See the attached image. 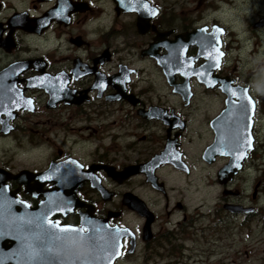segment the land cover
Instances as JSON below:
<instances>
[{
	"label": "flooded vegetation",
	"instance_id": "1",
	"mask_svg": "<svg viewBox=\"0 0 264 264\" xmlns=\"http://www.w3.org/2000/svg\"><path fill=\"white\" fill-rule=\"evenodd\" d=\"M217 2L221 7L227 0H0V208L11 202L38 220V207L48 194L60 208L48 223L83 226V232L81 217L91 212L102 219L110 212L109 227L133 232L121 239L118 261L152 249L164 231L185 228L191 217L183 199L175 197L174 177H189L201 163L224 190L218 198L226 213L264 220V171L251 184L254 205L242 199L247 198L244 174L257 158V116L264 95L227 73L230 29L214 15ZM169 51L172 84L152 56L165 59ZM216 54L219 67L210 71ZM151 63L167 92L147 81ZM202 65L210 80L190 75L188 93L174 88L185 83L184 66ZM223 88L235 95L228 99ZM250 103L251 148L240 169L222 184L218 171L231 154L204 157L205 149L215 141L217 128L224 130L226 147L244 146ZM23 160L38 161L27 166ZM150 160H166L153 170V182L143 173L117 180L125 166ZM136 178L147 186V200L135 188L123 187ZM100 185L107 189L104 195ZM124 194L142 198L153 214L149 239L143 238L147 218L124 203ZM159 201L161 217L154 210ZM126 211L140 219L137 228L124 220ZM176 214L180 217L172 222ZM8 223L0 222V234L12 232L9 239L0 235V264H77L86 256L82 249L64 253L67 247L56 253L55 238L23 236L21 222L16 227Z\"/></svg>",
	"mask_w": 264,
	"mask_h": 264
},
{
	"label": "rangeland",
	"instance_id": "2",
	"mask_svg": "<svg viewBox=\"0 0 264 264\" xmlns=\"http://www.w3.org/2000/svg\"><path fill=\"white\" fill-rule=\"evenodd\" d=\"M219 6L220 2L214 4V15L229 24L230 29V38L227 37L230 47L225 61L227 73H232L241 84L250 85L254 94L264 95V0H227ZM149 68L147 81L155 83L156 91L167 92L158 83V69L153 63ZM218 105L212 108L216 109ZM257 117L259 139L255 155L258 159L252 160L254 166L244 174L247 198H242L250 205H254L250 198L251 184L264 171V105ZM201 148L202 145L196 151ZM37 161L23 160V163L32 166ZM219 165L216 163V167ZM197 168L189 177H174L175 197L183 199L191 217L185 228L158 234L155 247L139 249L133 256L121 258L115 264H264V220L259 215L246 218L241 214L230 216L226 213L219 203L222 189L213 179L212 169H203L201 163ZM123 187L135 188L147 200V186L139 179H132ZM154 210L158 217L164 215L162 201L155 204ZM179 217L180 214L173 215L172 222ZM123 218L133 228L139 225L140 219L134 212L126 211Z\"/></svg>",
	"mask_w": 264,
	"mask_h": 264
},
{
	"label": "water",
	"instance_id": "3",
	"mask_svg": "<svg viewBox=\"0 0 264 264\" xmlns=\"http://www.w3.org/2000/svg\"><path fill=\"white\" fill-rule=\"evenodd\" d=\"M201 52H202V49H200V53ZM172 53L173 52L169 51V53L165 56V59L158 57L157 55H155V53L154 54L152 53V55L156 58L157 63L163 67V69L167 75V80L170 84H172V77H173L172 72L170 70H173L175 72V69H170L168 67L171 64L169 58H170V55ZM216 57H218V59H219L218 55ZM209 60H211V59H209ZM216 63H217V60H216ZM216 63L215 64L212 63V65L210 66V69H209L210 71H213V69L216 67L215 66ZM204 68H205L204 65H202L198 68H191V67L184 66L182 68V73L185 76V81H184L185 83L181 84L178 88L176 86H174V88H176L177 91L184 90L185 93H188V91H187L188 85L186 82H187V79L190 75H196L199 78V80H203V81L210 80V79H206L203 76L204 72H205ZM216 78H218V77H216ZM218 79H220V78H218ZM218 79H216V81H221ZM239 89L242 91V89L240 87H239ZM224 91L228 94V99H229L230 95L232 94L233 91H229L228 89H224ZM242 96H243V94H242ZM226 102L228 104V100ZM252 108H253L252 103H250V106L247 107V116L248 117L244 116L245 120L248 119V121H249V125L246 129L247 139H246V142L244 143V146L242 148L240 147L241 149L239 148V150L237 148L229 149L228 147H226V145L222 143L223 142L222 136L224 134V130L222 128H217V126L215 125V121L212 123L214 128L215 129L217 128V130L214 129L216 131V137H215V141L213 142V144H211L210 146H208L205 149L204 157H206L208 155L213 157L214 155H217V154H219V155H227L229 153L231 154V159L229 160V162L226 163L218 171L219 182L222 184L227 181V178H229L238 169H240V167L244 161L243 159L246 156V151L251 148L250 119H251V115H252ZM225 110L226 109H224L222 111L223 115L222 114H221L222 116L220 115L221 118L224 116ZM222 124L223 123H221V126H222ZM157 156H159V155H156V157ZM164 161H166V160H150L148 163L146 161L144 163H138V164H132V165L125 166L120 172L117 173V174H119V177H117V180L122 181L123 179H126L129 175H133V174H137V173H143L146 177V181L149 180V181L153 182L154 181L152 178L153 177L152 176L153 170L155 169V167L157 165H159L160 163H162ZM176 165H178V164H176ZM147 169H149V172H147ZM48 171H49V169L46 171V173H48ZM98 190H99V192H101L102 195H104L107 189H105L103 186L100 185V186H98ZM45 195L47 196L46 200H48V201L41 204L38 209L42 212H45V209H48V211H47L48 214L53 213V212H57L58 210L54 208V205H53L54 203L52 200H50L49 195L48 194H45ZM51 201H52V203H51ZM123 201L130 208L138 211V213H140L141 215H144L146 217L151 216L149 213H147V207L141 199H139L135 196H131L130 194H124ZM5 202H6V200H5ZM7 205L8 206L5 209L0 208V215H1L0 216V222L7 224L8 220H9V223H8L9 226H11V224H13L14 227H16L17 221H19L22 223V224H20V226L22 227L25 225V221L29 218V219H31L30 224L32 225L30 228L36 229V227H35L36 220L32 219V217H31L32 213L28 212V210H29L28 208H23L22 211H18L19 208H14L11 205V202ZM90 213L91 212H88L87 217H85V216L81 217V223H82V225L84 224V227L86 228V232H84V233L82 231H80L82 229V227L81 228L68 227V226L67 227H61L64 229H68V231H61L60 230L61 228H55V229H53L54 235L47 233L44 229H48V228H44V227H42V225H40L39 229L43 235H51L55 238H58V240L55 244L56 248H63L66 246L68 248L71 246L73 247L77 242L73 245L70 240H73L74 238L79 239V240L82 239L84 242L83 243L84 244V252H85V247H87L86 257L83 260H81L83 263L85 262L84 264H112L114 259L120 253V247H121L120 240L124 235L127 234L125 232V230H128V229H125V228L119 229L118 228L119 230L117 229V231H116L115 228L108 227L106 222H107V219L111 216L110 212L108 213L107 217L102 218V219L90 216ZM18 218H20V219H18ZM152 219H153L152 216L149 217L145 223V226H144V231L146 232V236H144L145 239L150 238V236H149V225H150ZM4 234L7 236H3V234H0V235L3 237H6V239H9L10 236H12V232L4 233ZM71 234H76V237L69 238V236ZM80 234L82 235L81 238H79ZM79 245H78V247H79ZM60 252H64V250L58 249L56 251V253H60ZM66 252L67 251H65L64 253H66Z\"/></svg>",
	"mask_w": 264,
	"mask_h": 264
},
{
	"label": "snow or ice",
	"instance_id": "4",
	"mask_svg": "<svg viewBox=\"0 0 264 264\" xmlns=\"http://www.w3.org/2000/svg\"><path fill=\"white\" fill-rule=\"evenodd\" d=\"M153 14H154V13H153ZM218 43H219V40L217 39V44H218ZM213 47L215 48V46H213ZM215 51H216V52H219V49H218V48H215ZM219 55L222 56L223 53H222V52H219ZM209 56L212 57V52H209ZM213 58L217 60V63H216L215 66H216V67H219L218 57H213ZM232 94L235 95V93H232ZM241 158H242V157H241ZM49 223L52 224L51 221H49ZM52 226H53V227H57V228L60 227V226L57 225V224H52ZM60 230H61V231H68V229H64V228H61ZM80 231H83V229H81ZM75 243H76V241L73 240V241H72V244L74 245Z\"/></svg>",
	"mask_w": 264,
	"mask_h": 264
}]
</instances>
